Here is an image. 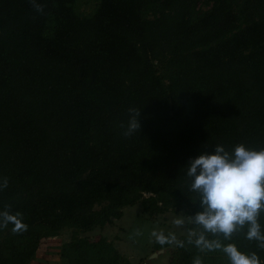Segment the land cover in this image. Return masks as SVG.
Instances as JSON below:
<instances>
[{
    "label": "trees",
    "instance_id": "obj_1",
    "mask_svg": "<svg viewBox=\"0 0 264 264\" xmlns=\"http://www.w3.org/2000/svg\"><path fill=\"white\" fill-rule=\"evenodd\" d=\"M38 3L43 13L0 0V210L10 204L28 226L0 229V264H31L63 228L66 264H147L84 233L136 204L148 216L182 206L192 216L202 209L190 159L217 144L264 147V0ZM129 108L140 109V130L126 138ZM187 239L153 245L172 247L169 264H228ZM228 242L264 264L242 233Z\"/></svg>",
    "mask_w": 264,
    "mask_h": 264
},
{
    "label": "clouds",
    "instance_id": "obj_2",
    "mask_svg": "<svg viewBox=\"0 0 264 264\" xmlns=\"http://www.w3.org/2000/svg\"><path fill=\"white\" fill-rule=\"evenodd\" d=\"M37 13H43L44 6L38 0H29ZM126 126L121 123L123 136L130 137L139 133L138 116L140 109L129 108ZM186 176L190 178L189 190L196 194L202 210L192 216L178 215L172 223L187 231V243L194 245L200 252H222L228 264H262L256 251H241L231 241L233 236L242 233L244 239L255 242L257 249L264 251V230L259 218L264 213V147L259 149L237 143L231 149L217 144L211 152L202 151L189 160ZM8 179L0 180V190L7 188ZM12 225L13 234L27 231L22 214L13 213L11 205L0 210V229ZM157 243L176 244L183 248L175 234L152 233ZM192 264H203L199 256Z\"/></svg>",
    "mask_w": 264,
    "mask_h": 264
},
{
    "label": "rangeland",
    "instance_id": "obj_3",
    "mask_svg": "<svg viewBox=\"0 0 264 264\" xmlns=\"http://www.w3.org/2000/svg\"><path fill=\"white\" fill-rule=\"evenodd\" d=\"M93 2H84L82 8L86 11L92 10ZM95 208H98L96 206ZM185 206L177 208V211H167L163 214L148 216L142 210L140 204L124 208L123 217L113 221V224H107L102 228H95L93 231L84 233V235L94 236L101 234L111 240L115 247L132 262H143L147 264H169V250L162 255L147 259L150 254L156 252L154 249L155 237L154 231L164 234H175L177 240L181 235L188 231V226L183 228L176 227L172 221L178 215H184ZM72 230L63 228L58 235L51 236L43 241L31 261V264H66L65 260L59 256L61 246L69 241ZM174 246L175 244H171ZM172 248V247H171ZM171 248H169L171 250Z\"/></svg>",
    "mask_w": 264,
    "mask_h": 264
},
{
    "label": "water",
    "instance_id": "obj_4",
    "mask_svg": "<svg viewBox=\"0 0 264 264\" xmlns=\"http://www.w3.org/2000/svg\"><path fill=\"white\" fill-rule=\"evenodd\" d=\"M170 247H166V248H162L157 250L156 252H153L152 254L149 255V257L147 258L149 259H154V257H158L159 255H162L166 250H169Z\"/></svg>",
    "mask_w": 264,
    "mask_h": 264
}]
</instances>
